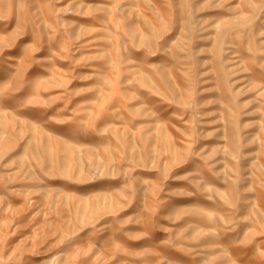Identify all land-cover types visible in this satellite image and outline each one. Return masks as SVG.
Returning <instances> with one entry per match:
<instances>
[{
	"label": "rangeland",
	"instance_id": "374dc122",
	"mask_svg": "<svg viewBox=\"0 0 264 264\" xmlns=\"http://www.w3.org/2000/svg\"><path fill=\"white\" fill-rule=\"evenodd\" d=\"M0 264H264V0H0Z\"/></svg>",
	"mask_w": 264,
	"mask_h": 264
}]
</instances>
